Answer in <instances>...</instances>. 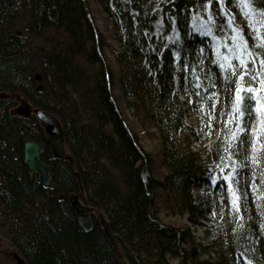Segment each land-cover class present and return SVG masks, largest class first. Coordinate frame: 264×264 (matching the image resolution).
<instances>
[{
  "label": "trees",
  "instance_id": "obj_1",
  "mask_svg": "<svg viewBox=\"0 0 264 264\" xmlns=\"http://www.w3.org/2000/svg\"><path fill=\"white\" fill-rule=\"evenodd\" d=\"M97 1L120 48L118 87L133 115L145 110L158 130L167 174L158 177L124 120L88 2L0 0V264H17L15 253L26 264H264V116L256 111L264 105V48L256 46L264 0H249V16L240 0ZM237 31L252 52L243 70ZM228 62L234 71L219 66ZM241 84L259 90L241 93L243 115L235 111ZM22 99L55 115L62 133L13 114ZM206 110L218 135L203 161L190 149L197 134L187 120ZM27 138L44 146L48 188L23 160ZM161 196L192 223L215 226L214 258H203L209 252L188 230L161 222ZM78 210L90 215L91 232Z\"/></svg>",
  "mask_w": 264,
  "mask_h": 264
},
{
  "label": "rangeland",
  "instance_id": "obj_2",
  "mask_svg": "<svg viewBox=\"0 0 264 264\" xmlns=\"http://www.w3.org/2000/svg\"><path fill=\"white\" fill-rule=\"evenodd\" d=\"M90 6V9L95 18V24L98 27L99 32L103 35L106 40L105 54L108 63L110 64L113 73L115 75V89L114 96L119 105L124 120L128 126L133 129V131L138 135L140 144L144 148L145 152L151 155L154 161V166L156 173L160 179H162L166 174L167 170L162 165V144L160 140V135L157 129L153 126L148 114L145 110H138L140 117L134 116L132 111L128 109L122 91L118 87V76L120 73V66L115 60L114 52L120 51L119 45L115 40L114 29L112 22L108 15L104 12L102 6L97 0H86ZM184 99V98H183ZM182 99V100H183ZM21 104V102H20ZM18 104L14 109L20 106ZM27 104V103H26ZM28 105V104H27ZM13 110V109H12ZM210 110H206L203 115H192L188 118L187 122L194 127L196 131V138L191 140L190 149L201 157L203 161L209 159L208 152L214 144L213 137L216 136L217 130L212 131V120L210 118ZM209 116V118L207 117ZM198 128H196V124ZM201 126V127H200ZM217 126V122L214 125ZM201 128H203L201 132ZM212 136V137H211ZM195 205L198 206V201L201 198L196 190L192 192ZM163 197V198H162ZM164 196L159 197L157 202L159 208V218L162 223L166 225H172L179 229L180 231H187L194 239V243L201 251L207 249L209 252L207 256H203L204 259L211 257L214 258L217 252L221 249L218 246V240L214 234V227L211 226L207 220L197 219V224L191 222L190 216L188 214H182L177 208L166 207ZM199 252V251H198ZM174 262H177L176 260Z\"/></svg>",
  "mask_w": 264,
  "mask_h": 264
},
{
  "label": "water",
  "instance_id": "obj_3",
  "mask_svg": "<svg viewBox=\"0 0 264 264\" xmlns=\"http://www.w3.org/2000/svg\"><path fill=\"white\" fill-rule=\"evenodd\" d=\"M39 78V77H37ZM21 104L18 108L13 109L11 112L13 114H18L24 118H29L35 116L38 121L41 123L45 132L50 135H60L62 133V125L58 118L47 113L41 109L33 108L31 105L26 104L22 99L20 100ZM44 146L32 138H27L24 142V158L25 163L28 166L30 173L37 177L38 182H40L45 187H50L52 183V173L49 165L43 159ZM75 198V196H72ZM79 216L78 221L80 227L85 232H91L93 230V223L91 221L90 215L84 213L83 210H78ZM13 259L17 260L19 264H26L18 254H13Z\"/></svg>",
  "mask_w": 264,
  "mask_h": 264
},
{
  "label": "snow or ice",
  "instance_id": "obj_4",
  "mask_svg": "<svg viewBox=\"0 0 264 264\" xmlns=\"http://www.w3.org/2000/svg\"><path fill=\"white\" fill-rule=\"evenodd\" d=\"M222 2V0H221ZM239 6L242 8V9H247L248 11L245 12V16H249L251 15L252 13V9H251V6H250V3H249V0H240V4ZM262 16H264V13H261ZM232 23V20L230 19L229 20V25H231ZM210 34V33H209ZM233 41H235V47L239 50L240 54L237 55L234 53L236 59L239 61V67L243 70L247 67L246 65V61L242 58L243 55H247L249 57H252V52L248 51V45H247V41L243 40V38L241 37L239 31H237V35L234 36L233 38ZM258 47H261V48H264V42H260L258 45H256ZM229 51L231 52L232 49H229ZM217 58L218 60L221 59L220 57V52H219V47H217ZM222 59L224 61H228V57L227 56H224L222 57ZM261 64H264V60L260 61ZM222 69H233V71L235 70V67L233 64H231L230 62L228 63H220L219 65ZM246 74V73H245ZM254 78V77H253ZM239 79L241 82L244 81V75H240L239 76ZM199 85H197L198 87ZM260 90H264V82H261V89ZM259 90L258 89H255V88H252V87H249V88H244L243 87V84H241L240 87H238V89L236 90V93H235V111L236 113H239L240 115H243V113H241V110H240V104L242 103L243 101V96L241 95V93H244V92H247V93H257ZM248 99H255V96L252 95V96H249ZM257 112H260L262 114V116H264V105H261L259 106L257 109H256ZM261 124H264V119H261L260 121ZM238 131H243V129H238ZM262 132H264V129H261ZM233 139H236V134L233 133ZM225 180H228L229 177H224ZM233 204L235 205L236 204V198H235V193H233Z\"/></svg>",
  "mask_w": 264,
  "mask_h": 264
},
{
  "label": "bare ground",
  "instance_id": "obj_5",
  "mask_svg": "<svg viewBox=\"0 0 264 264\" xmlns=\"http://www.w3.org/2000/svg\"><path fill=\"white\" fill-rule=\"evenodd\" d=\"M184 98V99H183ZM183 99V100H182ZM181 100L184 102V101H186L185 100V97L184 96H181ZM51 114V113H50ZM51 115H53V114H51ZM53 116H55V115H53ZM56 117V116H55ZM57 118V117H56ZM25 142V141H24ZM23 160H24V162H25V158H24V155H23ZM19 256V258H21L23 261H25L20 255H18ZM17 264H19L18 262H17V260H14Z\"/></svg>",
  "mask_w": 264,
  "mask_h": 264
}]
</instances>
